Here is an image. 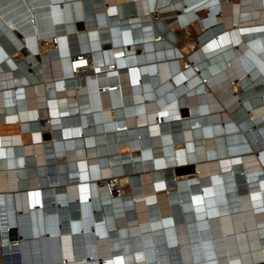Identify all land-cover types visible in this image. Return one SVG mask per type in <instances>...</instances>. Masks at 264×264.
Masks as SVG:
<instances>
[{
    "label": "bare ground",
    "instance_id": "6f19581e",
    "mask_svg": "<svg viewBox=\"0 0 264 264\" xmlns=\"http://www.w3.org/2000/svg\"><path fill=\"white\" fill-rule=\"evenodd\" d=\"M99 262L264 264V0H0V264Z\"/></svg>",
    "mask_w": 264,
    "mask_h": 264
},
{
    "label": "water",
    "instance_id": "95a60500",
    "mask_svg": "<svg viewBox=\"0 0 264 264\" xmlns=\"http://www.w3.org/2000/svg\"><path fill=\"white\" fill-rule=\"evenodd\" d=\"M81 23H79L78 25H77V27H80L81 28ZM27 50H23L22 51V54L23 55H27ZM236 81V80H235ZM234 82V81H233ZM184 114H186V111L185 112H183ZM51 138V136H50V134L49 133H44L43 134V139L44 140H49ZM175 172H176V174H177V176H182V175H193L194 173H195V167L194 166H192V165H190V166H185V167H179V168H177L176 170H175ZM11 238L12 239H15V238H18V237H21V235H18V236H16V234H15V231L13 230L12 232H11ZM63 245V241H60V243H59V247L60 246H62ZM48 258L52 261L53 260V257H52V250H48ZM87 259H89V258H87ZM101 262H99L98 264H100Z\"/></svg>",
    "mask_w": 264,
    "mask_h": 264
},
{
    "label": "rangeland",
    "instance_id": "374dc122",
    "mask_svg": "<svg viewBox=\"0 0 264 264\" xmlns=\"http://www.w3.org/2000/svg\"><path fill=\"white\" fill-rule=\"evenodd\" d=\"M81 25H82L81 28L80 27H74L75 31L77 29H79V30L83 29V24H81ZM175 34L179 38V42L177 43V45L180 46V48L183 46V44H186L188 42L187 40H189V38H190V40L192 42H194L195 40H198L199 39L198 31L195 28H193V27L189 29V32L188 33L183 28V29H180L179 31L177 30L175 32ZM107 47L108 46H106V48ZM185 111H186V114L183 113ZM182 115H184V116L189 115L188 110L187 109H183ZM93 214H95V212Z\"/></svg>",
    "mask_w": 264,
    "mask_h": 264
},
{
    "label": "built area",
    "instance_id": "2783aa9c",
    "mask_svg": "<svg viewBox=\"0 0 264 264\" xmlns=\"http://www.w3.org/2000/svg\"><path fill=\"white\" fill-rule=\"evenodd\" d=\"M70 63L74 67V70H84L90 65L89 56L85 57L83 54L74 55L71 57ZM74 71V72H75Z\"/></svg>",
    "mask_w": 264,
    "mask_h": 264
}]
</instances>
